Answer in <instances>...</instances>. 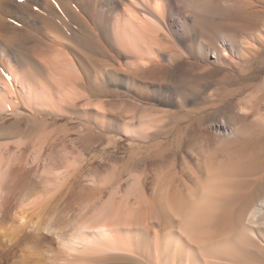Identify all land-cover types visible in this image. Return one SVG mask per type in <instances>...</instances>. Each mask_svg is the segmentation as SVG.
Returning <instances> with one entry per match:
<instances>
[{"label": "bare ground", "instance_id": "obj_1", "mask_svg": "<svg viewBox=\"0 0 264 264\" xmlns=\"http://www.w3.org/2000/svg\"><path fill=\"white\" fill-rule=\"evenodd\" d=\"M261 4L264 0H0V199L15 198L3 192L19 174L7 149L41 124L38 112L62 110L66 95L58 92L65 85L69 90V84L89 79L185 107L196 93L190 84L204 78V63L214 59L240 74L258 50L257 38L264 37L261 31L244 35L242 20L239 35L218 30L216 15L235 7L243 19L247 7L256 11ZM60 17L100 48L104 60L96 62L98 70L87 71L78 51L69 50L53 24ZM26 39L40 41L37 51L23 47ZM229 101L209 97L182 116L134 115L124 124L123 114L115 117L110 127L132 141L151 138L144 127L157 128L171 116L178 124L194 118L199 135L179 165L136 176L129 193H110L107 201L106 193L79 199L54 191L34 200L25 194L18 200L28 207L20 208L11 226L9 201L0 204V264H264V97L245 98L237 111L203 124L205 112ZM5 115L16 119L8 124ZM182 131L178 139L184 140Z\"/></svg>", "mask_w": 264, "mask_h": 264}, {"label": "rangeland", "instance_id": "obj_2", "mask_svg": "<svg viewBox=\"0 0 264 264\" xmlns=\"http://www.w3.org/2000/svg\"><path fill=\"white\" fill-rule=\"evenodd\" d=\"M261 5L257 7V12L255 9L247 7L248 10L246 9L243 19H241L239 9L235 7L225 10V12L219 11L213 24L218 30L231 33V35H239L240 21L242 20L244 35L253 37L261 31L260 34L264 36V4ZM67 20L69 21L65 17H60L58 23H53L64 37V39L61 38L68 45L69 50L71 49L73 53L78 51L77 55L84 60L87 71L98 70L96 62L99 59L104 60L100 55L102 54L100 48L86 39L81 31L75 29L76 27L73 28V24ZM259 37L257 38L259 40L256 41L258 49L255 51L256 54L254 53L242 64L243 71L240 74L236 69L231 70L228 67L216 65L214 59L210 61L211 63H204L207 66L203 72L204 78L202 81H194L189 86L198 94L194 92L195 96L193 95L191 102L185 107H181L180 102L177 103L178 105L169 107L158 98L142 99L134 93L126 91L125 88L101 84L102 82L94 80H91L92 84L91 81H88L89 79H84V84L76 85L77 83H75L74 86L73 83L67 84L68 88L71 87L69 90L67 89L68 92L65 90V85L64 93L63 90L58 92L60 96L66 95L63 97L66 101L63 100L62 110L59 112L49 110L47 113L38 112L37 117L41 124L31 131L28 137L30 140L27 137L20 139L23 141L11 144L7 149L11 163L19 169L16 180L9 183L6 191L3 192L12 193L15 198H6L2 195L0 199V204L8 200L9 206H11L9 226L12 225V220L18 221L20 208L28 207V205H20L18 200L25 194L34 200L55 192L76 193L79 199H86L90 197V194L97 197L98 193H106L104 201H107L110 199V193H129L136 176H143L146 173L151 175L154 170L171 162H176L179 165L181 154L190 149L195 137L199 135V127L194 123V118H190L183 124H178L175 117L171 116L164 123H157L158 126L155 125L157 128H154L152 124H147L144 131L148 132L146 135L151 138H144L142 141H132L130 137L120 134L116 128L110 127V124L113 123L115 117L120 118L122 114L120 119L125 118L124 121L121 120L122 123L126 119L130 120V117L134 115L143 116L145 119L166 113L182 116L189 111L196 110L200 105H204L209 97L229 99L230 101L226 105L224 104L214 111L205 112L203 124L211 125L219 122L225 114L237 111L239 101L250 96L264 97V37ZM208 42L213 43L212 40ZM24 43L23 47H27L29 51L35 48L36 50L33 51H37L38 47L36 46L41 45L40 41L36 44L33 40L27 41V39ZM31 46H33L32 49H30ZM187 61L186 59L185 62ZM193 61L200 62L202 59L194 57ZM39 75L41 76V73ZM89 82L93 85L92 87ZM69 92H73V94L67 96L70 94ZM151 93L155 94V91ZM65 102L66 104H64ZM4 119L8 124H12L16 118L14 115H5ZM27 124V120H25L23 128H26ZM181 129L183 130L182 134H186L184 140L178 139ZM126 131L127 135H131L129 134L130 129L127 128ZM17 140L19 141V139ZM153 145L154 149L152 150L149 146ZM157 152L159 153L158 157L151 159L152 155ZM101 205L103 206V201L93 204L92 209L101 208ZM9 228L8 231L6 230L7 234L10 233ZM53 245L57 246L56 243ZM54 246L53 248H55Z\"/></svg>", "mask_w": 264, "mask_h": 264}]
</instances>
